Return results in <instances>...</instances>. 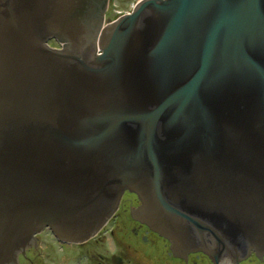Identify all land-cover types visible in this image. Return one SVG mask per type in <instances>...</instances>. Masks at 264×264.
<instances>
[{"label": "water", "instance_id": "obj_1", "mask_svg": "<svg viewBox=\"0 0 264 264\" xmlns=\"http://www.w3.org/2000/svg\"><path fill=\"white\" fill-rule=\"evenodd\" d=\"M108 3L0 0V264L85 244L125 192L175 256L262 259L264 0Z\"/></svg>", "mask_w": 264, "mask_h": 264}, {"label": "rangeland", "instance_id": "obj_2", "mask_svg": "<svg viewBox=\"0 0 264 264\" xmlns=\"http://www.w3.org/2000/svg\"><path fill=\"white\" fill-rule=\"evenodd\" d=\"M140 1L110 0L104 10V19L115 21L131 13ZM48 45L60 49L56 41L51 40ZM131 225L128 220L125 226L120 221H112L100 234L82 246L63 245L51 231L45 229L39 234L41 259L34 257L32 259L34 264H95L96 262L111 264L113 257H120L123 260L122 264H172L167 256V248L163 245L159 244V248L149 243L137 245L128 237L129 234L119 231L126 227L125 230L129 232ZM136 248L134 254L133 249Z\"/></svg>", "mask_w": 264, "mask_h": 264}, {"label": "flooded vegetation", "instance_id": "obj_3", "mask_svg": "<svg viewBox=\"0 0 264 264\" xmlns=\"http://www.w3.org/2000/svg\"><path fill=\"white\" fill-rule=\"evenodd\" d=\"M141 207V202L138 200L137 196L125 192L123 196L121 197L120 203L118 205V208L114 215L110 218V220L107 222V224L104 226V228L101 230V232L112 222V221H120L122 224H126L127 220L132 223L129 232L123 228V230H119L122 233L129 234V238L131 240H134V243L137 245L139 243L142 244H150L153 247L159 248V244L163 245L167 248V256L170 259V262L172 264H214L213 261L207 257L204 253L201 252H192V253H186L185 257L182 258L179 256H175L174 252L171 250L170 243L165 240L164 238L160 237L157 233L153 232L149 229V227L143 222L136 220L133 215L131 208H134L135 210L139 209ZM126 219V220H125ZM120 227V225H119ZM50 232V231H49ZM100 232V233H101ZM99 233V234H100ZM35 239L37 240L36 244L34 246H27L24 249L23 253H18L16 256V260L18 264H34V261L32 257L36 259H41V251L39 247V235H36ZM61 243V242H59ZM87 243V242H86ZM85 243V244H86ZM63 245H69L65 243H61ZM84 245V244H82ZM81 245V246H82ZM75 246V245H72ZM78 246V245H76ZM131 246V245H129ZM130 248V247H129ZM137 248L133 249V253L136 254ZM262 259H260L256 253L252 252L249 256H247L245 259L240 260L237 264H264V256H261ZM116 258H119V263L122 264L123 260L120 257H113L111 264H116ZM91 263V262H90ZM95 264H102L101 262H96Z\"/></svg>", "mask_w": 264, "mask_h": 264}]
</instances>
